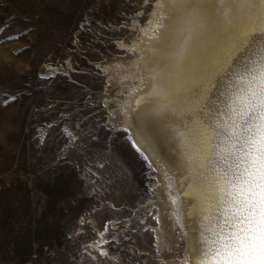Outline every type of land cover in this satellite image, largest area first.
Segmentation results:
<instances>
[{
	"label": "rangeland",
	"instance_id": "obj_1",
	"mask_svg": "<svg viewBox=\"0 0 264 264\" xmlns=\"http://www.w3.org/2000/svg\"><path fill=\"white\" fill-rule=\"evenodd\" d=\"M152 4L0 0V264L183 258L182 241L158 250L156 170L108 118L119 93L102 66L130 57L118 44Z\"/></svg>",
	"mask_w": 264,
	"mask_h": 264
},
{
	"label": "snow or ice",
	"instance_id": "obj_2",
	"mask_svg": "<svg viewBox=\"0 0 264 264\" xmlns=\"http://www.w3.org/2000/svg\"><path fill=\"white\" fill-rule=\"evenodd\" d=\"M214 2L219 26L198 7L209 0H181L179 81L151 95L177 117L193 205L211 221L198 264H264V0Z\"/></svg>",
	"mask_w": 264,
	"mask_h": 264
},
{
	"label": "bare ground",
	"instance_id": "obj_3",
	"mask_svg": "<svg viewBox=\"0 0 264 264\" xmlns=\"http://www.w3.org/2000/svg\"><path fill=\"white\" fill-rule=\"evenodd\" d=\"M198 7H208L212 22L219 26L222 18L218 9L222 5L209 0L208 5ZM189 16L181 0H153L146 23L138 26L137 36L129 43L118 44L130 57L102 66L107 83L119 93L108 118L126 131L138 153L156 170L159 182L154 181L156 201H152L158 208L156 246L164 251L175 249L181 241L184 244L182 259L177 262L171 257L162 264H198L201 226H205L206 232L211 224L207 215L193 205L188 187L191 180L176 137L177 117L163 110L161 97L151 95L154 84L169 95L178 84L175 53L187 36L184 29ZM101 238L104 242L105 238ZM97 249L108 258L111 256L105 246Z\"/></svg>",
	"mask_w": 264,
	"mask_h": 264
}]
</instances>
